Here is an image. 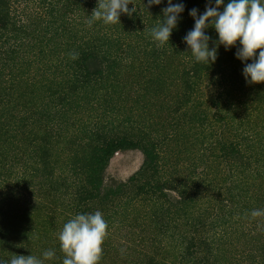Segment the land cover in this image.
Segmentation results:
<instances>
[{"label": "rangeland", "instance_id": "rangeland-1", "mask_svg": "<svg viewBox=\"0 0 264 264\" xmlns=\"http://www.w3.org/2000/svg\"><path fill=\"white\" fill-rule=\"evenodd\" d=\"M134 3L129 8L137 10L122 13L119 23L89 27L98 0H10L27 34L0 38V257H41L53 249L55 258L45 264H62L58 233L73 215L63 207L66 190L58 183L86 171L88 147L105 133L114 143L126 138L137 145L113 153L105 183L136 175L145 161L142 145L157 142L172 206L164 219L132 195L102 204L108 230L99 264H148L151 258L179 264L192 234L187 224L203 221L215 240L210 264H264V216H250L264 209V108L248 123L258 133L256 142L247 139L252 159L222 157L221 133L235 134L234 111L248 88L209 80L189 93V51L170 45L152 56L142 34L148 20L163 16L167 0ZM94 34L106 39L104 74L59 104L55 89L67 82L69 54L78 39ZM250 86L264 91V82ZM203 100L210 116L222 112L211 117L213 131L203 122ZM41 145L52 150L47 165Z\"/></svg>", "mask_w": 264, "mask_h": 264}, {"label": "trees", "instance_id": "trees-1", "mask_svg": "<svg viewBox=\"0 0 264 264\" xmlns=\"http://www.w3.org/2000/svg\"><path fill=\"white\" fill-rule=\"evenodd\" d=\"M173 2L184 3L185 11L181 14L182 19L178 27L173 30L169 43L162 48H157L149 36L151 29L163 20L162 15L148 20L149 24L142 28V34L147 36L149 40V54L159 56L169 51L170 45H180L186 48L190 57V69H187L184 73L185 87L188 92L189 90L191 93L196 92L204 81L209 80L212 81V84L216 81L224 88L228 86H241V89L248 88L249 91L243 98H240L234 111L233 119L238 121L237 128L234 129L235 134L230 136L221 133L220 151L224 154L222 157L228 159L230 157L236 161L252 159L249 152L250 144L247 139L252 136L254 139L251 142H256L258 133L253 127H249L248 123L251 122L253 112L264 108V91L260 88H252L246 83L242 75L244 63L237 59L235 55L239 42L231 50H226L221 45L218 48L215 63L206 65L194 62L190 49L183 41V37L194 27L195 23L189 15V10L198 8L200 13H203L208 0H173ZM227 2L228 0H225V3ZM220 10H223L222 6ZM205 32L212 38L210 47H213V41L218 39V34L212 27L207 28ZM25 34H27V30L24 24L18 22L12 13L10 0H5L0 5V38ZM105 40L102 35L94 34L82 37L75 42L74 52L79 54L78 59L70 60L64 72L67 82L56 86L55 89L59 104L63 102L65 97L69 98L70 94L87 85L95 84L102 78L108 55ZM257 52H259V49ZM251 62V60L248 61V63ZM207 108L208 106L203 100V122L207 124V129L213 131L214 124L211 117L219 118L222 112L210 116L209 112H206ZM228 112V114H231V109H228ZM247 119L249 120L247 121ZM96 137L97 142L88 147L86 171L78 174L73 179L65 177L58 183L59 185L61 183L62 188L66 190L63 193V207L66 212L73 216L78 213H94L99 210L102 204L108 205L121 195H132L140 201L151 203L154 208L159 210L160 216L165 219L166 214L171 211L172 203L168 194L163 190V186L167 182V179L164 178L166 171L161 165L163 147L157 142H146L142 145L145 152V161L141 170L126 182L106 184L103 170L108 164V159L118 149H129L137 145L126 138H121L117 143H114L113 138L105 133H98ZM38 150L39 156L44 158V164L47 165L52 150L44 145H41ZM48 175L53 179V173ZM51 179L50 181H53ZM22 217L24 215H21ZM187 226L192 234L186 236L181 247L178 254L179 264H210L211 259L209 256L214 251L215 240L209 233L208 224L203 221V224L195 222L188 223ZM155 263L156 261L153 258L148 262V264Z\"/></svg>", "mask_w": 264, "mask_h": 264}, {"label": "clouds", "instance_id": "clouds-1", "mask_svg": "<svg viewBox=\"0 0 264 264\" xmlns=\"http://www.w3.org/2000/svg\"><path fill=\"white\" fill-rule=\"evenodd\" d=\"M130 3L135 4L134 0H98V6L87 21L88 26L97 21L105 25L119 23L122 13L131 16L137 10L135 7L129 8ZM162 3L164 0H148L149 6ZM162 11L163 20L149 32L157 48L170 42L173 30L182 19L185 4L167 0V6ZM189 15L195 23L183 41L190 49L194 62L206 65L215 63L221 45L231 50L239 42L235 55L244 63L242 75L246 83L264 82V0H228L227 3L225 0H208L203 13L198 8H192ZM209 27L218 34L213 47H210L212 38L205 32ZM69 56L75 60L79 54L72 52ZM249 60L252 62L248 63ZM250 216L252 219L264 216V209H253ZM107 230L108 224L101 211L75 214L58 233L60 250L64 253L62 264H99ZM123 252L121 249L122 255ZM55 256V250L48 249L43 251L41 257L16 255L8 261L0 257V264H45Z\"/></svg>", "mask_w": 264, "mask_h": 264}]
</instances>
